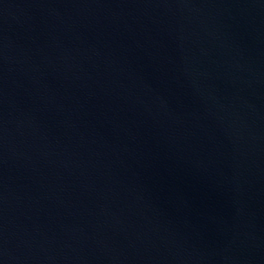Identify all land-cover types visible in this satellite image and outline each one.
<instances>
[{"label":"water","instance_id":"water-1","mask_svg":"<svg viewBox=\"0 0 264 264\" xmlns=\"http://www.w3.org/2000/svg\"><path fill=\"white\" fill-rule=\"evenodd\" d=\"M0 264H264V0H0Z\"/></svg>","mask_w":264,"mask_h":264}]
</instances>
